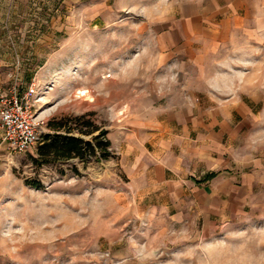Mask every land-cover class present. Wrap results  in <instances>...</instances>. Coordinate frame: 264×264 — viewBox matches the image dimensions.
Segmentation results:
<instances>
[{
  "label": "rangeland",
  "instance_id": "rangeland-1",
  "mask_svg": "<svg viewBox=\"0 0 264 264\" xmlns=\"http://www.w3.org/2000/svg\"><path fill=\"white\" fill-rule=\"evenodd\" d=\"M194 1L0 0L27 67L7 84L40 125L21 154L0 132V264H264V7ZM81 116L110 158L34 164L49 123ZM160 149L207 193L145 194Z\"/></svg>",
  "mask_w": 264,
  "mask_h": 264
},
{
  "label": "crops",
  "instance_id": "crops-1",
  "mask_svg": "<svg viewBox=\"0 0 264 264\" xmlns=\"http://www.w3.org/2000/svg\"><path fill=\"white\" fill-rule=\"evenodd\" d=\"M205 1L207 2L208 0H204V3H201L202 6L215 7L217 10V15L220 17H226L228 14L235 16H240L242 14L247 15L250 14V7H264V0H210L209 3H206ZM194 5L196 7L200 6L199 1L195 0ZM0 6H2L1 2ZM204 13L207 14L206 12ZM219 21L223 23L230 21V19L223 18ZM3 22V18H0V23ZM6 37L7 35L5 33H2L0 37V82L8 85L7 82L9 80L12 81V78H9V76H11L10 72L13 70H18L19 66H21L23 69H26L27 67L26 64H20L18 61V53L16 50L13 52L8 48L7 51H5L3 48V39ZM8 38L10 39V35ZM197 155L199 154H195L194 156L192 155L191 158L196 157ZM203 158H207V161L210 159V157L208 158L205 153L201 154L200 156V159ZM146 161V163L140 161L138 164L141 167L139 173L142 172V177H144V181H146L147 184L145 194H172V192L173 194L207 193L201 191L193 192V190H189V186H187L190 182V179H188V168L184 166L180 157H178L175 153H170L166 150L160 149L159 151L154 152L152 155L150 154L149 160ZM206 178L207 176H204L203 179H197L196 182L199 185L202 183L200 181H204ZM211 194H230V189L227 185L226 189L222 188L221 190H216L214 192L212 191Z\"/></svg>",
  "mask_w": 264,
  "mask_h": 264
},
{
  "label": "trees",
  "instance_id": "trees-1",
  "mask_svg": "<svg viewBox=\"0 0 264 264\" xmlns=\"http://www.w3.org/2000/svg\"><path fill=\"white\" fill-rule=\"evenodd\" d=\"M86 116L75 117L60 122H50L48 127L51 133L43 136L42 142L36 148V157L32 160L38 166L47 165L59 161L79 159L86 162L93 157L108 159L111 156L109 148L111 142L107 139L108 132L97 128L92 120ZM97 132L98 135H95ZM83 136H92L86 140ZM217 174H210L207 180L216 177ZM37 189L42 186L33 183Z\"/></svg>",
  "mask_w": 264,
  "mask_h": 264
},
{
  "label": "built area",
  "instance_id": "built-area-1",
  "mask_svg": "<svg viewBox=\"0 0 264 264\" xmlns=\"http://www.w3.org/2000/svg\"><path fill=\"white\" fill-rule=\"evenodd\" d=\"M31 93L20 94L19 83L0 82V130L2 141L15 153H26L40 140V125L34 119Z\"/></svg>",
  "mask_w": 264,
  "mask_h": 264
}]
</instances>
